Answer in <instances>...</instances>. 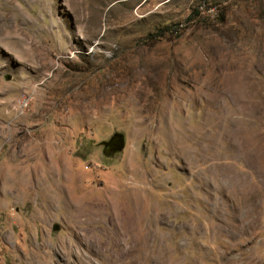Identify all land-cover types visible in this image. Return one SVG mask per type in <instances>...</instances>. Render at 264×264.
<instances>
[{
  "label": "rangeland",
  "instance_id": "1",
  "mask_svg": "<svg viewBox=\"0 0 264 264\" xmlns=\"http://www.w3.org/2000/svg\"><path fill=\"white\" fill-rule=\"evenodd\" d=\"M10 1L0 264H264V0Z\"/></svg>",
  "mask_w": 264,
  "mask_h": 264
},
{
  "label": "bare ground",
  "instance_id": "2",
  "mask_svg": "<svg viewBox=\"0 0 264 264\" xmlns=\"http://www.w3.org/2000/svg\"><path fill=\"white\" fill-rule=\"evenodd\" d=\"M7 3H11L10 0H6ZM11 9L13 10L14 14L13 16H2L0 17V44H4L9 50L15 49L19 46H24V49L27 52L34 51L36 48H40L41 51L37 53L39 60H45V49L44 47H40L38 45L37 47H32L33 39L30 38L29 33L25 32V28L19 26V24H16V20L18 21L17 16L19 17L21 23L27 24L28 20L22 15L19 10L15 6H11ZM12 20H14L15 25H13ZM19 26V27H18ZM23 58V57H22ZM29 60V59H27ZM132 208V207H130ZM122 231L124 234L129 233V229L122 228ZM243 262V261H242ZM233 264H254L251 261L247 263H233Z\"/></svg>",
  "mask_w": 264,
  "mask_h": 264
},
{
  "label": "water",
  "instance_id": "3",
  "mask_svg": "<svg viewBox=\"0 0 264 264\" xmlns=\"http://www.w3.org/2000/svg\"><path fill=\"white\" fill-rule=\"evenodd\" d=\"M105 145H112L115 149H121L123 146V138L122 135L119 133L114 134L109 142H105Z\"/></svg>",
  "mask_w": 264,
  "mask_h": 264
},
{
  "label": "trees",
  "instance_id": "4",
  "mask_svg": "<svg viewBox=\"0 0 264 264\" xmlns=\"http://www.w3.org/2000/svg\"><path fill=\"white\" fill-rule=\"evenodd\" d=\"M158 33H159V34H158ZM161 33H162L161 31L157 32L158 35H160Z\"/></svg>",
  "mask_w": 264,
  "mask_h": 264
}]
</instances>
